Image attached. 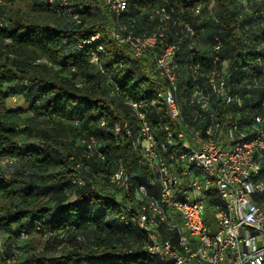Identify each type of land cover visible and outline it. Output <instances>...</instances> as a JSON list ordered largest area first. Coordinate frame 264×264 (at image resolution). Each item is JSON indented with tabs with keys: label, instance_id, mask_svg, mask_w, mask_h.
<instances>
[{
	"label": "trees",
	"instance_id": "obj_1",
	"mask_svg": "<svg viewBox=\"0 0 264 264\" xmlns=\"http://www.w3.org/2000/svg\"><path fill=\"white\" fill-rule=\"evenodd\" d=\"M15 1L2 0L0 4V162L19 161L39 174L66 167L65 162H69L75 167L73 174L83 178L79 179L82 185H76L73 202L68 200L63 185L38 190L19 173L0 181V235H7L0 260L16 258L13 243L38 229L51 236L98 232L109 243H118V249L112 247L102 253L72 251L58 257L34 253L29 260L16 264H149L137 256L142 236L121 222L122 199H115L119 193L109 182L119 160L134 175L143 167H138L132 158L128 141L122 136L115 138L98 124L102 119L110 125L128 120L124 99L144 101L153 107L152 118L162 116L171 122L166 105L156 104L160 85L149 77L151 64L134 61L127 48L111 39L114 19L102 0L96 1L103 18L96 19L90 9L72 0L70 8L80 15L81 24L62 19V25L57 27L8 14ZM33 2L52 12L57 7L52 9L39 0ZM129 2L122 21L145 29L152 27L148 20L151 10L163 5L161 0ZM199 3L203 5L202 15L194 16L191 9ZM140 4L142 10L136 8ZM207 5L212 6V12L207 11ZM166 7L174 17L190 23L194 31V40H185L180 48V68L190 63L208 68L215 57L220 63L227 61L228 84L242 97L247 96L242 112L257 109L264 91L252 82L264 83V0H168ZM140 15L146 19L142 25L136 19ZM176 30L171 29L172 33ZM199 32L208 42L202 55L198 52ZM95 35L91 45L76 49ZM215 38L221 43L216 53L212 50ZM191 42L193 48L189 50ZM98 47L104 53H97V63H92L91 54ZM114 84L119 93L111 96ZM13 96H22L29 105V119L22 120L23 112L18 108H6V100ZM32 122L38 124L39 142L27 140ZM65 133L73 136L79 146L65 148L61 140ZM91 135L97 138L106 156L104 161L89 155L85 142ZM99 175L104 181L98 182ZM47 207H53L54 213ZM127 251L131 253L125 254Z\"/></svg>",
	"mask_w": 264,
	"mask_h": 264
},
{
	"label": "built area",
	"instance_id": "obj_2",
	"mask_svg": "<svg viewBox=\"0 0 264 264\" xmlns=\"http://www.w3.org/2000/svg\"><path fill=\"white\" fill-rule=\"evenodd\" d=\"M129 1L102 0L114 19L111 39L134 61L151 64L149 77L160 85L156 104L166 105L171 120L152 118L153 107L144 101L124 99L128 120L98 124L128 141L132 158L143 167L134 175L119 160L109 175L122 199L121 222L142 236L137 256L149 264H264V95L257 109L243 113L247 96L228 84L227 61L215 57L208 68H180V48L194 40V31L167 10L168 0L151 10L148 29L122 21ZM39 2L57 5L65 22L81 24L72 0ZM202 12L201 3L191 9L194 16ZM220 48L215 38L213 52ZM97 53L103 48L91 54L92 63ZM252 85L264 91V83ZM117 93L114 84L110 95ZM85 144L89 155L105 160L94 135Z\"/></svg>",
	"mask_w": 264,
	"mask_h": 264
},
{
	"label": "rangeland",
	"instance_id": "obj_3",
	"mask_svg": "<svg viewBox=\"0 0 264 264\" xmlns=\"http://www.w3.org/2000/svg\"><path fill=\"white\" fill-rule=\"evenodd\" d=\"M32 1L26 0H16L14 5L11 8V12H7L10 15H21L23 18L26 17L30 21L46 22L47 25L51 27H57L59 24L62 25V17L60 13L52 12L47 7H38ZM76 3H81L85 8L90 9L91 13L96 19L103 18L100 8L96 0H75ZM179 9H182V5H178ZM207 11L212 12V6L207 5ZM18 14V15H17ZM200 34V32H199ZM198 52L202 55L206 53L208 48L207 37L202 34L198 35ZM183 74V73H182ZM6 108L9 109L16 105V107L23 112L21 119H29L32 116V113L29 111V105L24 106L21 99L16 98V101H13L12 97L8 98L5 102ZM15 108V107H13ZM16 108V109H17ZM21 120V121H22ZM38 124L35 122L31 123L30 136L28 135L27 140L31 142H39L40 133L36 128ZM40 126V125H39ZM62 143L65 144V148H68V145H73L72 148L79 146L77 141H74L73 136L69 134H63L61 137ZM71 161V160H69ZM66 163V167L52 168L48 173L39 174L32 170L28 165L22 162L10 163L1 161L0 162V181L3 179H12L17 173L22 174V179L26 182L32 183L38 190H47L50 187H59L63 185L65 193L68 195V200L70 202L75 201L76 199V185L74 182L75 179H82L81 175L73 174L74 166L71 163ZM80 172V171H79ZM80 177V178H79ZM105 178L102 176H97L98 182L104 181ZM111 189V188H110ZM114 190V189H113ZM116 191V190H115ZM51 194V193H50ZM113 195H116L113 194ZM115 199H119V195L115 196ZM44 199L42 198V201ZM50 209L51 213H54L53 207H47ZM25 224L26 221H23ZM15 231H17L15 229ZM7 235H0L1 243H7ZM111 244V246H110ZM118 243L112 241L109 243L103 234L98 232H84V233H58L57 236H51L48 233H42L35 230L28 234L27 236H20L18 240L13 243V255L16 258L13 260H0V264H16L22 263L28 259L31 250H34L35 253H45L48 256L58 257L61 255H67L69 252H85L87 250H94L96 252H107L110 251L112 247L117 248ZM109 248V249H108ZM121 248V247H120ZM119 248V249H120ZM108 249V250H103ZM116 251V250H115ZM118 251V250H117Z\"/></svg>",
	"mask_w": 264,
	"mask_h": 264
},
{
	"label": "crops",
	"instance_id": "obj_4",
	"mask_svg": "<svg viewBox=\"0 0 264 264\" xmlns=\"http://www.w3.org/2000/svg\"><path fill=\"white\" fill-rule=\"evenodd\" d=\"M136 8H137L138 10H142V9H143V4L137 5ZM136 19H137V21H138V23H139L140 25L143 24L144 20H146V19H145L143 16H141V15H140L138 18H136ZM17 98L22 100V103L24 104L25 107H26V105H28V104L25 103V101H24V99L22 98V96H18ZM13 107H15V108H13ZM13 107H11V108H9V109H13V110H14V109L17 108L16 105H14ZM18 109H20V108L18 107ZM20 110H24V109H20ZM34 253H35V251H34V250H31V252H30L29 257H28L27 260H29L30 258H32V254H34ZM27 260H25V261H27ZM25 261H24V262H25Z\"/></svg>",
	"mask_w": 264,
	"mask_h": 264
}]
</instances>
